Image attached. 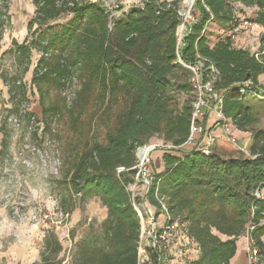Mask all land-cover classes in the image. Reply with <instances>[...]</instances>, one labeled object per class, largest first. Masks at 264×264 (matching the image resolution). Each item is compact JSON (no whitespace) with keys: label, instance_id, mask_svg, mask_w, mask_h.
Segmentation results:
<instances>
[{"label":"trees","instance_id":"1","mask_svg":"<svg viewBox=\"0 0 264 264\" xmlns=\"http://www.w3.org/2000/svg\"><path fill=\"white\" fill-rule=\"evenodd\" d=\"M34 2L41 26L35 44L44 53L34 81L43 97L47 128L57 112L45 103L46 87L64 86L69 78L80 81L70 110L71 127L79 136L76 159L63 204L72 205L76 195L83 203L97 196L107 209L99 229L77 243L72 264H170L151 248L149 261L139 262L141 223L127 190L136 174L137 150L156 135L173 147L163 151L164 170L155 173L147 199L161 212L157 197H167L172 219L188 223L199 255L182 264H232L237 241L246 235L264 264V129L253 127V101L264 98L259 80L264 74V33L257 52L234 47L228 35L243 23L244 7L255 9L246 21L264 28V0H196L198 14L193 13L195 20L181 41L177 30L182 0H140L113 23L99 2ZM68 11L74 15L69 23L48 24ZM4 16L1 11L0 35ZM212 21L226 32L214 44L207 33ZM20 46L19 51H28ZM199 62L204 80L211 77L210 67L218 71L215 89L223 98L224 114L251 133L250 156L206 155L181 147L190 135L194 95L181 108L173 101L177 93L193 92V73L184 64ZM84 114L94 121L99 117L105 130L93 141L80 136ZM119 167L127 170L118 173ZM62 251L58 236L47 230L39 264H61Z\"/></svg>","mask_w":264,"mask_h":264},{"label":"rangeland","instance_id":"2","mask_svg":"<svg viewBox=\"0 0 264 264\" xmlns=\"http://www.w3.org/2000/svg\"><path fill=\"white\" fill-rule=\"evenodd\" d=\"M91 1L99 2L107 9L110 23L123 18L140 2ZM5 2L8 4L6 7ZM185 8L182 0L179 12ZM37 9L34 0H0V12L5 14L3 34L0 35V264H39L47 230L54 231L63 245L58 258L61 264H72L77 254V243L98 230L107 217V209L97 196L83 203L80 196L76 195L72 205L63 204V198L68 195L65 183L76 159L74 150L77 149L76 141L79 136L71 127L73 114L70 110L80 81L69 78L64 80V86L52 89L46 87L45 103L57 112L51 120V126L47 128L43 119V97L34 81L36 67L44 56L43 51L35 44L36 34L41 28L36 18ZM193 13L198 14L195 2L189 14H180L182 23L177 30L180 41L187 32L188 25L195 20ZM73 16L68 11L58 19H48L47 22L64 25ZM240 17L244 23L254 15L246 12L240 14ZM243 25L251 30L252 24ZM221 29L217 23L210 22L207 25L211 44L226 35ZM262 34L250 32L253 39L246 48L253 52L259 51ZM19 45H26L28 51H19ZM261 84L264 87V75ZM192 93H177L173 104L181 108L187 99H191ZM253 104L257 119L253 127L264 129V98L256 97ZM79 123L82 131L80 136L89 141L105 131L99 117L94 121L84 114ZM211 126L212 129L220 127L216 123ZM212 129L209 128L208 133L214 141V152H220L224 156L244 154L229 142L216 138ZM233 130L248 132L238 129L236 125ZM250 136L246 135L247 138ZM239 143L248 149L249 146L240 141ZM150 144L156 145L152 155L165 151L167 148L164 145H168L158 135L150 140ZM151 162L154 168L153 156ZM154 171L156 173L155 168ZM163 198L167 207V197ZM155 213L159 224L169 220V217L173 218L169 210L158 212L155 208ZM142 244L144 259L148 247L147 234ZM162 254L169 259L170 264L176 258L173 251L166 250ZM196 255L197 252L193 250L190 258H196ZM177 260L187 261L180 258Z\"/></svg>","mask_w":264,"mask_h":264},{"label":"built area","instance_id":"3","mask_svg":"<svg viewBox=\"0 0 264 264\" xmlns=\"http://www.w3.org/2000/svg\"><path fill=\"white\" fill-rule=\"evenodd\" d=\"M195 2V1H194ZM254 9V8H247ZM245 24L250 22L246 21ZM242 23L241 25H243ZM253 24V23H250ZM241 25L235 27L233 33H238ZM264 47V45H263ZM257 52V51H254ZM258 57V54H256ZM193 73L192 87H193V101H192V121L190 127V135L188 140L183 144L182 148H197L204 154L208 155L213 152L214 141L209 135V121L211 119L218 124L225 133V139L232 144L241 153L250 156L247 147L241 145L237 137L233 134L234 122L231 118L225 116L223 111V98L215 89V82L218 77V71L211 68V77L204 80L203 77V63L191 66L184 64ZM144 147V146H143ZM165 148L170 149L172 145H164ZM141 148V147H140ZM156 149V145L145 146L142 153L137 150V164L134 166L136 174L134 181L128 185L127 190L131 195L133 207L140 219L141 235L139 246V262L144 263L149 261L148 252L146 258L142 259L143 240L147 234L148 248L163 253L166 250L173 251L176 258L172 261L181 259L189 260L191 252H199V247L195 240L189 235L188 223L180 219H171L165 221L163 224L156 222L155 208L148 199L147 194L153 184L155 178V171L152 165V153ZM125 167H119L118 173L124 172ZM143 189V190H141ZM161 203V211H168L163 196L157 197ZM150 202V203H149ZM247 264H262L260 261V254L255 242L247 235ZM184 262V261H183Z\"/></svg>","mask_w":264,"mask_h":264},{"label":"crops","instance_id":"4","mask_svg":"<svg viewBox=\"0 0 264 264\" xmlns=\"http://www.w3.org/2000/svg\"><path fill=\"white\" fill-rule=\"evenodd\" d=\"M240 6H243L240 4ZM244 7V6H243ZM245 9V8H244ZM254 11L255 9H247L246 12H251L254 15ZM212 24H215V22H211ZM241 25V24H240ZM222 33L225 32L223 29ZM250 32L254 33V34H261L264 33V28L256 23L252 24L251 30L247 27H244V25H241V29L238 33H233L230 32L228 33V35L231 36L232 42H233V46L236 48H246V45L251 43L252 39L250 36ZM255 37V36H254ZM264 75V74H263ZM260 76L259 80L261 82L262 80V76ZM214 122L211 119V121H209V128L212 129V126ZM213 134L216 136V138H219L222 140V142L227 141L225 139V133L224 130L221 127H217L215 129H212ZM233 134L235 136L238 137V139H240L239 141L247 146L250 145L251 142V136L249 138L246 137V135H251V133L249 132H241L238 130H234ZM214 148V146H213ZM219 154H221L220 152H217ZM223 155V154H221ZM153 164H154V168L156 170V172H161L162 170H164V161H163V151H159V154H153ZM237 245H238V251L236 256L233 258L232 260V264H247V248H248V241L246 236H242L239 238V240L237 241ZM199 252H197L196 257H198ZM183 262H180L178 260H174L172 264H182Z\"/></svg>","mask_w":264,"mask_h":264},{"label":"bare ground","instance_id":"5","mask_svg":"<svg viewBox=\"0 0 264 264\" xmlns=\"http://www.w3.org/2000/svg\"><path fill=\"white\" fill-rule=\"evenodd\" d=\"M194 1L195 0H184L186 8L181 11V14H183V15L189 14V10L194 5Z\"/></svg>","mask_w":264,"mask_h":264},{"label":"water","instance_id":"6","mask_svg":"<svg viewBox=\"0 0 264 264\" xmlns=\"http://www.w3.org/2000/svg\"><path fill=\"white\" fill-rule=\"evenodd\" d=\"M180 14H181V12H179ZM145 146H147V145H145ZM145 146L144 147H141V148H139V151L142 153V151L144 150V148H145Z\"/></svg>","mask_w":264,"mask_h":264}]
</instances>
